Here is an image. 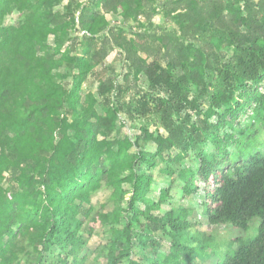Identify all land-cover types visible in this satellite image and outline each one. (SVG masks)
<instances>
[{"label":"trees","instance_id":"trees-1","mask_svg":"<svg viewBox=\"0 0 264 264\" xmlns=\"http://www.w3.org/2000/svg\"><path fill=\"white\" fill-rule=\"evenodd\" d=\"M60 1L0 0V264H43L54 248L60 263L86 264L81 254L96 224L109 227L108 264H140L130 260L136 225L142 247L158 232L171 237L169 253L148 264H189L215 251L211 234H192L191 208L153 214L169 191L151 201L153 177L140 171L158 160L178 165L191 153L196 169L166 172L178 175L186 197L205 185L201 206L210 226L248 231L260 220L257 235L230 240L217 264H264V93L255 90L264 85V0H167L163 9L178 13L172 35L183 42L176 43L140 33L157 0H68L58 10ZM14 13L17 22L5 25ZM108 17L135 26L128 34ZM193 37L199 46H185ZM115 49L129 75L144 76L149 88L135 91L126 107L120 100L127 86L117 77H102L95 91L83 93ZM193 89L212 90L195 123L189 111L199 113L201 94L190 98ZM124 111L154 114L165 134L143 128L135 139L116 137ZM140 142L155 143L156 152ZM104 188L111 212L93 204Z\"/></svg>","mask_w":264,"mask_h":264},{"label":"rangeland","instance_id":"rangeland-1","mask_svg":"<svg viewBox=\"0 0 264 264\" xmlns=\"http://www.w3.org/2000/svg\"><path fill=\"white\" fill-rule=\"evenodd\" d=\"M167 0H157L154 4H149L146 8V15L143 16L141 22L143 23V28H141L140 33L144 34L147 40H154L156 37L166 36L170 38L171 42L174 43L180 41L183 42L181 38L178 36H173L172 31L175 30V21L178 13L173 12L172 6H168L166 9H163V4ZM68 3V0H61L60 5L58 6V10H62L63 7ZM152 17L148 20V17ZM110 20L111 26L116 27H125L126 25L123 23L121 18L116 17H108ZM18 20V14L14 13L6 19L5 25L15 24ZM135 26L134 23L129 24V26L125 27V30L128 34H130V27ZM76 33L73 30L71 32L70 41H74L76 39ZM192 43L193 45L199 46V41L197 37H193L189 42H185V46ZM178 53H174V56H177ZM166 61L163 62L165 64ZM66 70L63 68L60 70V74H63ZM112 78L117 77V82L119 85H126L125 94L120 102L126 107L128 102H130L131 97L135 94V91L142 90L143 92H148V83L144 76H142L138 81H136L132 75H129L128 69L125 65L124 55L120 52V50L115 49L111 51L107 59L100 65L96 66L92 75L88 78V80L83 85V93L86 94L88 92L95 91L99 84V80L102 77ZM137 87V88H135ZM255 90L264 93V85L255 88ZM212 92L210 89L209 93L201 92L193 89L190 92V98H194L196 95H200L199 104L201 108L199 113L195 111H189V114L192 116V122L195 123L197 120H203V112L207 110L209 105V94ZM155 96V94H153ZM102 104V103H101ZM254 105L248 109L247 114L242 117L240 120V126L243 127L245 122H247V117L252 114V110ZM99 112L101 111V105L98 106ZM185 111L181 113V117L185 116ZM122 125L119 126V130L116 133V137L129 136L132 139H135L138 135H141L142 129L146 128L150 132L156 133L157 130L165 134V131L160 128L158 121L154 114L149 113L148 115H137L136 113H129L128 111L122 112L120 115ZM217 118L214 117L211 119L212 122H216ZM240 127V128H241ZM142 143V142H140ZM142 149L146 152L154 153L156 152V145L153 142H149L146 145H141ZM206 150L208 152H212L214 148L211 145L206 146ZM232 151L235 148H231ZM176 154V151H173V155ZM167 156V153H165ZM167 158V157H166ZM188 166H192L193 168H197L198 161L195 158L194 154L191 153L189 156L180 164L176 165L170 161H159L157 162V166L153 169H150L144 165L140 167L141 172H145L153 177V183L151 186V190L148 194V198L157 202L160 198V193L162 190H168L169 195L166 199V203H164L161 208L157 211H154V215L163 216L167 212L172 209H181V208H191L193 210V215L190 219L192 224L195 227L192 230V234L195 233H209L215 239L216 250L208 249L204 256H200L202 258L195 259L189 264H217L219 260V256L222 253L227 252V243L230 240H234L236 238L242 237L244 240H249L253 238L258 233V228L260 225L259 219H254L251 223V227L248 231H241L234 229L230 225H221V226H210L208 220L202 213L201 203L204 201V187L203 183H200V191L193 196L186 197L183 194L184 183L180 180L177 174L170 176L166 170L173 168L176 172L180 171L183 168ZM5 187L9 186V183L4 184ZM128 189L129 187L126 186ZM111 190L104 188L99 191L93 197V204L96 209L104 210V212H111L113 210V204L110 200ZM129 198V196H128ZM127 198V199H128ZM103 207V209H102ZM143 208V206H140ZM144 220H142V223ZM134 247L133 254L130 260L136 261L140 264H148L147 260L149 258H154L158 254L167 255L170 251L171 246V237L168 231L158 232L153 237L152 241L149 243L147 247H142L139 243L141 230L139 226L134 227ZM86 238L87 233L86 230L82 233ZM110 233L108 226H101L96 224L95 231L93 236L89 239L87 247L82 252L81 256L87 255L86 264H108L107 261V252L104 247L109 242ZM226 249V250H225ZM220 254V255H219ZM60 252L56 248L52 249L51 252L46 256L43 264H62L59 262ZM65 253L61 255L64 257ZM21 264H27L26 262H22ZM122 264H129V260L124 261Z\"/></svg>","mask_w":264,"mask_h":264},{"label":"built area","instance_id":"built-area-1","mask_svg":"<svg viewBox=\"0 0 264 264\" xmlns=\"http://www.w3.org/2000/svg\"><path fill=\"white\" fill-rule=\"evenodd\" d=\"M79 35H80V36L84 35V32H81Z\"/></svg>","mask_w":264,"mask_h":264}]
</instances>
